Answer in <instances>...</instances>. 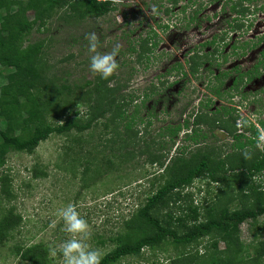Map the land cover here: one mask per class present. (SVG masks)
Here are the masks:
<instances>
[{
    "label": "rangeland",
    "instance_id": "obj_1",
    "mask_svg": "<svg viewBox=\"0 0 264 264\" xmlns=\"http://www.w3.org/2000/svg\"><path fill=\"white\" fill-rule=\"evenodd\" d=\"M192 1L186 0V3ZM199 1L202 3L200 10L194 22L189 24H185L176 11L178 5L185 3V0H179L176 6L171 7L169 14L162 13L164 0H114L115 9L111 12L77 22L71 18L62 19L59 16L63 9L53 8L39 26L36 23L31 25L28 33L17 42V47L21 50L27 45H40L37 68H41L43 75L51 79L50 87L56 88L59 82L81 83L96 75L89 68L91 53L85 39L87 33L96 32L99 35L101 46L98 50L101 52L111 51L117 43L122 45L117 60L119 64L122 61L125 64H121L115 74L125 79L122 93L139 94L150 79L155 82L156 76L160 75L161 84L154 85L156 92L145 102V106H153L154 116L149 125L143 128L142 123H139L132 130L133 133L138 132V137L143 136L146 140L153 139L158 142L160 139L157 133L160 127L174 126L181 122L182 115L179 110L184 104L187 103L185 111H189L190 107L195 109L194 103L199 98L202 100L204 95L212 96L208 94V87L205 85L207 77L217 69L214 64L208 69L207 62H202L196 72L198 75H187L184 83L177 82L180 78L176 71L164 73L165 69L177 61L186 69L183 61L186 56L181 52L204 41L212 31L220 28L218 23L208 21H215L220 3L214 2L215 0ZM153 6L158 9L157 13L152 12ZM32 18V11H26V19L30 21ZM254 19L248 31L228 37L227 43L230 44L232 39L239 43L242 40L251 41L264 33V12L256 15ZM153 32L156 33V46L149 53H145L149 57L147 63L136 64L134 57L138 50L137 40L146 35L152 36ZM130 46L134 47L132 52L128 51ZM227 47L224 46L222 50H227ZM258 51V48L244 51L246 56H242L245 58L240 62V68L250 67L258 58ZM217 54L218 52L215 53ZM233 59L234 56H229L219 68L233 65ZM261 69L264 70L263 65ZM0 71L2 84L6 79L3 71ZM227 84L229 81L225 78L221 88H226ZM39 87H34L32 93L34 99L41 104L45 123H59L68 117H85L86 101L77 96L79 93L83 96L81 91L67 94L62 90L51 91ZM179 87H184L181 93L178 92ZM263 91L264 71L259 70V75L242 82L238 93L232 94V97L218 99L212 96L213 104L206 112L221 103L226 106L236 104L238 107L233 113L235 125L232 128L243 136H249L250 131H246L244 125L238 126L237 122L248 119L257 127V120H264ZM87 96L92 97V91ZM138 100L139 98L134 97L131 104ZM143 111L144 109L142 113ZM4 113L5 118L8 113ZM102 122L100 119L90 129L80 133L71 131L50 134L29 152L10 151L5 155L4 163L0 167V177L9 179L12 193L9 202L0 200V214L2 210L12 208L21 220L18 227L11 232V238L0 242V264H28L19 258L15 250L16 246L26 247L33 244L42 246L46 255L43 264H63L62 256L59 253L55 257L51 256L49 248H58L69 238V234L64 231L63 221L57 214L69 203L74 204L89 222L92 230L89 241L91 246L100 249L104 254L115 245L111 241L112 236L125 231L127 227H133L132 223L126 224V221L143 204L146 196L163 183L172 170L177 169H164L158 163L148 162L146 154L138 152L136 147L131 149L130 145L118 147L117 144H112L110 128H105ZM0 127H4L3 119ZM208 127H211V131ZM197 129L206 135L202 141L197 139L198 143L193 144L192 141L183 139L182 129L172 142L167 156L179 155L178 147L179 151L184 149L181 154L183 157L188 156V150L195 148H200L201 153L212 151L209 153L212 162L229 156L225 158L224 178L212 181L205 173L200 174L180 189L181 200L157 210V216L166 211H170L172 215L178 214L177 206L191 203L198 207L199 219H203L207 210L216 211L221 206H249L252 202L251 196L242 197L238 192L245 186V182L252 180L255 185L264 188V173L255 174L250 179L240 166L250 160L244 158L245 150L252 156L259 150L256 141L252 147L234 149L231 148L232 138L228 131L217 124L200 125ZM107 143L112 145L111 148H107ZM151 145L150 142L149 148ZM176 145L178 146L174 150ZM166 148L169 147L166 145ZM166 148L156 150L164 165L169 163L164 158L167 154ZM219 173L220 171H216V174ZM214 238V235H207L187 246H174L169 239H164L156 246L143 247L138 255L123 256L113 264H182L185 259L197 260V264H207V255L224 248L221 240L217 241L215 250L209 246ZM236 241L238 244L234 248L237 252L233 256L235 262L264 264V214L243 221L239 225Z\"/></svg>",
    "mask_w": 264,
    "mask_h": 264
},
{
    "label": "trees",
    "instance_id": "obj_2",
    "mask_svg": "<svg viewBox=\"0 0 264 264\" xmlns=\"http://www.w3.org/2000/svg\"><path fill=\"white\" fill-rule=\"evenodd\" d=\"M113 1L0 0V70L3 71L6 79L4 83H0V121L4 120V127H0V167L4 163L5 155L10 151L29 152L50 134H65L71 131L80 133L90 129L98 120L102 119L104 127L110 128L112 144H117L118 147L130 145L131 149L136 147L138 152L146 154L148 162L158 163L164 169L177 168L172 170L170 176L146 196L143 204L126 221V224L132 223L133 227H127L125 231L117 232L111 237V241L115 245L103 254L102 264H113L126 255H138L143 247L156 246L164 239H169L174 246H187L207 235L215 236L209 243V246L214 250L218 240L224 243L223 249L215 250L212 254L207 255V264H238L233 256L237 252L234 247L238 244L236 240L239 225L246 219H255L264 214V188L255 185L252 180L245 182V186L238 190L242 197L251 196L252 202L249 206L234 208H229L226 205L221 206L216 211L207 210L203 219H199L198 207L191 203V205L177 206L179 212L175 215L166 211L163 215L157 216L155 212L181 200L180 189L202 173H205L212 181L224 178L225 158L229 156L212 162L209 155L212 151L201 153L200 148H195L191 151L188 150V156L183 157L181 154L184 153V149L179 151L178 145L174 150L177 148L179 155L167 156L179 131L183 129V139L197 144V139L202 141L206 137L205 133L199 132L197 126L217 124L230 134L231 148L242 149L245 146H254L258 136L257 127L252 124L245 126L244 129L250 131L249 136L235 132V129L232 128L235 125L234 107L219 104L218 107L206 112L208 107L213 104V100L211 96L204 95L205 98L198 99L195 109L190 107L189 111H185L181 122L174 126L164 125L158 129L157 136L160 141L146 140L143 136L138 137V132L133 133L132 130L139 123H142L143 128L149 125L150 119L154 116L153 106L147 107L145 102L156 92L154 85L161 84L160 75L156 76L155 82L150 79L139 94L122 93V84L125 79L117 75L108 80L102 79L96 74L93 79H87L81 83L63 81L57 84L56 89L50 87L51 79L43 75L41 68H37L40 45H27L21 50L17 47V42L23 38L25 33H28L31 25L36 23L39 26L44 18L49 16L53 8L63 9L62 15L59 16L62 19L71 18L72 21L77 22L87 17H99L111 12L115 9ZM178 1L164 0L162 13L169 14L171 7L176 6ZM214 2L220 3L216 12L217 16L215 21H208L218 23L220 28L212 31L204 41L181 52L186 56L183 60L186 69H183V64L177 61L165 69L164 73L169 74L176 71L183 83L187 80V75L189 77L198 75L196 72L202 62H207L206 68L208 69L214 64L217 71L207 77L205 86L208 87L209 95L221 99L228 95L229 89L236 90L244 76L251 78L258 75L259 67L264 65V33L259 34L251 41L242 40L239 43L232 39L230 44L227 43L232 35H242L250 29L255 16L264 12V2L258 3L257 0H215ZM201 4L199 0L197 3L196 0H193L189 4L185 0V3L178 5L176 11L180 19L185 24H189L194 22ZM28 10L33 13V18L30 21L26 19ZM194 26L196 27V25ZM163 27L165 28L166 25ZM155 35L156 33L153 32L152 36L146 35L137 40L138 50L134 57L136 64L147 63L149 57L145 53H149L156 46ZM224 46H228L227 50H222ZM205 48L210 50L206 51ZM256 48L259 49V54L251 69L239 71L240 68L237 65H234L231 71L227 67L219 68L220 64L225 63L229 56L238 58V56L245 55L244 51ZM128 49L132 52L134 47L130 46ZM216 52H218L217 55H215ZM121 64H125V62L122 61ZM231 72L235 73L231 79V86L222 89L223 80L232 76ZM33 86L51 91L62 90L67 94L81 91L83 96L80 93L77 96L86 101L87 113L85 117L83 119L68 117L59 123H45L41 104L34 99L32 93ZM89 91H92V97L87 96ZM134 97L139 100L131 104ZM186 105L183 106L184 110ZM143 109L144 113H142ZM4 112L8 113L5 118ZM185 115L187 116L185 117ZM217 115H220L221 118ZM259 124L261 128H264L263 121H259ZM207 129L211 131V127ZM150 142L152 145L149 148ZM166 145L169 147L168 149ZM111 146L107 143V148H111ZM164 148L167 149L164 158H167L168 165H164V161L160 160L156 154V150ZM240 166L244 168L249 178L255 174L264 173V152L257 150L248 162ZM216 171H220V173L216 174ZM0 180V200L9 202L12 193L9 179L1 176ZM20 220L12 208L1 211L0 242L11 238V232L18 227ZM15 251L19 258L28 264H43L46 259L42 246L39 244L26 247L16 246ZM187 261L185 259L182 264H197V260Z\"/></svg>",
    "mask_w": 264,
    "mask_h": 264
},
{
    "label": "clouds",
    "instance_id": "obj_3",
    "mask_svg": "<svg viewBox=\"0 0 264 264\" xmlns=\"http://www.w3.org/2000/svg\"><path fill=\"white\" fill-rule=\"evenodd\" d=\"M119 2V0H115ZM152 12L157 13L156 6L152 7ZM88 41V51L90 55V71L99 75L102 79L108 80L114 76L120 64L117 60L122 45L117 43L111 51L101 52L98 49L101 46L100 37L96 32H90L85 35ZM258 119V117H254ZM252 121L242 119L238 121V126H249ZM258 127V136L256 137V147L264 151V128ZM243 156L246 160L252 158V154L245 150ZM58 216L64 224V231L69 234V238L64 240L58 248H49V254L55 257L58 253L62 256L63 264H102L103 252L98 248H93L89 243L92 230L89 222L85 219L77 207L69 203L58 211Z\"/></svg>",
    "mask_w": 264,
    "mask_h": 264
},
{
    "label": "flooded vegetation",
    "instance_id": "obj_4",
    "mask_svg": "<svg viewBox=\"0 0 264 264\" xmlns=\"http://www.w3.org/2000/svg\"><path fill=\"white\" fill-rule=\"evenodd\" d=\"M246 56V55H245ZM245 57H239V58H234L233 59V61L235 62L233 65H231V66H229V67H227L230 71H231V69H232V67L234 66V65H237V66H239V68H240V66H242V64H240V62H242V60L244 59ZM238 63V64H237ZM253 65V64H252ZM252 65L250 66V67H248V68H246V69H239V71H246L247 69H251V67H252ZM264 66V65H263ZM259 70L262 72V71H264L263 69H261V67H259V69H258V73H259ZM217 71V70H216ZM235 73L234 72H231V74L230 75H232V76H229L228 78H227V80L229 81V84H227V86H226V88H223V89H227L228 87H230L231 86V83H232V77H233V75H234ZM259 75V74H258ZM258 75H255V76H252L251 78H248L247 76H244L243 78H242V81H241V83L243 82H247V81H249V80H251L253 77H257ZM178 83H182V81L180 80V81H177ZM185 82V81H184ZM183 82V83H184ZM240 86V85H239ZM239 86L237 87V89L236 90H231V89H229L228 90V95H226L225 97H232L231 95L232 94H234V93H238V88H239ZM182 88V87H181ZM180 87L178 88V92L179 93H181V91L184 89V87L181 89ZM263 93H264V91H263ZM243 96V95H242ZM212 97V96H211ZM244 97V96H243ZM198 101V100H197ZM222 102V101H221ZM197 104V102H195L194 103V105H196ZM221 104H223V103H221ZM184 106V105H183ZM183 106L180 108V110H179V113H180V115H182V118L181 119H183V117H184V114H185V110L183 109ZM232 106L234 107V112L236 111V107H238V106H236V104H232ZM195 107V106H194ZM259 121H263L264 122V120H257V124H258V126H259V128H261V126H260V124H259ZM252 125H254L253 123H251ZM255 126V125H254Z\"/></svg>",
    "mask_w": 264,
    "mask_h": 264
}]
</instances>
